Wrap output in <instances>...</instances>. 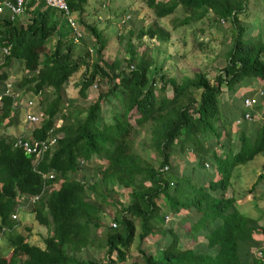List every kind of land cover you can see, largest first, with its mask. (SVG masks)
I'll return each mask as SVG.
<instances>
[{"label": "trees", "instance_id": "16d2710c", "mask_svg": "<svg viewBox=\"0 0 264 264\" xmlns=\"http://www.w3.org/2000/svg\"><path fill=\"white\" fill-rule=\"evenodd\" d=\"M66 2L73 12L84 0ZM147 5L157 19L180 7L185 14L182 25L202 21L209 14L214 23L231 26L230 50L213 80L203 72L180 79L167 77L160 69L150 76L155 59L139 49L145 47V38L162 44L170 41V32L158 23L140 27L126 39L118 36L125 56L108 62L104 59L107 40L94 24L83 25L93 40L92 48L76 54L75 40L55 9L30 4L26 21L24 16L14 21L0 19V49L7 48L0 63V93L13 63L21 64L23 75L18 83L12 82L14 90L22 95H45L41 120L27 139H45L51 131L61 132L56 145L37 162L34 155L14 148L13 138L0 136V229H5L11 249L8 259L0 257V264H103L82 257L94 245L93 232H103L105 264H125L135 238L140 246L149 239L155 241L157 225L163 227L158 255L151 254L147 245L146 250L140 248L144 264H264V245L259 239L264 238V228L255 231L248 226L254 221L236 205L245 195L230 191L233 169L264 155V120L244 124L237 132L239 146L234 151L229 139L231 121L234 125L246 112L252 117L257 106L245 109L242 98L237 116L219 108L223 91L234 93L247 79L264 82V31L253 37L239 19L248 11L249 0H147ZM54 36L56 43L49 54L34 51ZM77 42L86 48L83 38ZM81 68L78 98L86 100L95 83L98 89L105 82L106 89L99 88L85 109L76 106L71 111L75 102L67 98L65 87ZM263 97L264 92L258 98L264 101ZM107 103L114 105L110 123L102 117ZM38 110L34 106L33 111ZM15 111L12 98H2L0 131L12 124ZM59 121L61 127L56 129ZM139 130L148 135L143 145L158 154L157 167L135 149ZM223 130L226 145H222ZM208 136L215 137V149L210 147L213 142L204 140ZM188 151L194 154L187 160L190 167L183 168L188 174L178 176L173 159H185ZM94 159L99 162L92 165V176L79 179L77 175L85 172L83 165ZM210 159L215 172L204 167ZM49 173L54 179L44 180L42 174ZM254 185L261 186L259 194L264 193V172ZM121 195L125 205L116 200ZM109 205L120 207V214L115 212L112 217L115 228L104 220L112 210ZM159 209L162 216L157 215ZM24 210L47 229L43 248L30 244L31 226L17 231L16 214ZM169 214L171 221L164 222ZM258 250L261 258L255 254Z\"/></svg>", "mask_w": 264, "mask_h": 264}, {"label": "rangeland", "instance_id": "374dc122", "mask_svg": "<svg viewBox=\"0 0 264 264\" xmlns=\"http://www.w3.org/2000/svg\"><path fill=\"white\" fill-rule=\"evenodd\" d=\"M158 1L164 3L168 0ZM73 14L75 20L82 28L84 35L83 39L86 45V48H84V46L82 47L79 42L75 41L78 47V49L76 50V54L79 53L82 49L84 50L92 48L91 44L93 40L89 36L83 25L84 23L94 24L107 40V47L104 51V59L108 62H112L115 58L118 60H122L125 56L122 48V41L118 40V36L125 37L126 39L128 33H136L140 27H147L152 23H158V25L167 29L170 32V41L168 43H157L155 41H149L145 38V47H143V49H139V51L145 50L155 59V64L150 69V76H152V74L160 69L159 72H161L163 75H166L167 77L176 76L177 79H180L182 76H192L195 72H203L209 77L210 80H213L214 76L218 73V70H220L223 66V61L229 53L230 45L234 36L233 30L228 23H223L222 21L214 23L211 15L209 14L202 21L192 22L189 25H182V20L184 19L185 14L180 7H178L173 14L162 19H157L152 9L148 7L147 0H84L83 3H79L76 8L73 9ZM125 15H129L130 19L125 26H120V19ZM23 18L24 21H26V14ZM239 19L242 24L248 28L247 32L251 36L256 37L258 33H262V30L264 31V0H249L248 11L244 15H241ZM249 34L247 36H249ZM70 37L72 38L71 34ZM56 39V36L51 37L42 47L34 49V51L40 52L42 54H49L52 51L54 44L56 43ZM91 55L94 56V53H91ZM2 57L3 54L0 50V63L2 62ZM9 71L11 75L9 77V81L18 83L23 75L22 65L14 62L12 68H10ZM82 72L83 68H81L69 79L65 87L67 98L70 100H74L75 102L74 106L72 108L70 107L71 111L74 110L73 108H75L76 106L77 108L85 109L93 101L99 88L103 91L106 89V83L103 82L100 84L98 89H92L88 93L86 100L78 98V90L76 84L78 83ZM156 87H160L159 81H157ZM248 89H251L250 92H248ZM258 90H260V92H264V82L257 78L247 79L240 84V87L234 93L223 91L221 97H219V108L224 113H233L234 116H237L236 114H240L242 111V98L246 94H250ZM43 96L45 95H41L40 97H38L33 96L31 93H28L26 95L21 94V98L18 100V104L22 105L23 103L25 104L27 101L32 100L34 106L39 108L37 112L40 113L43 110V105L41 104ZM49 98H51L50 95ZM122 98L123 96L121 95L119 96V99H117V102L119 104H121L120 101H122ZM113 108L114 105L112 103L103 105L102 117L104 122H113ZM257 108L259 109L258 112L252 115V121L248 123L261 124V122L264 120V101L259 98ZM17 111H19V115L16 116L13 120L17 121V119L19 118L21 122H17V126H15L14 128L12 127L13 130L10 131L6 130L7 127L1 128V131H3L4 129L6 130L5 132H10V135L0 131V136L12 138L13 136L17 137L20 136L19 134H23L21 126L23 125L22 122L25 118L24 116L26 112L23 108L17 109ZM31 111H33V109H31ZM83 115L84 114H82V117ZM131 122L133 123V120H131ZM245 123L239 125L237 122H234L233 125L231 121V127L229 129V139L232 140L230 142V147L234 151H236V148L239 146L237 140V132L239 130L242 131ZM33 126L34 125L27 126V135L30 136ZM243 130H245V127ZM222 132L224 135L222 145H226L229 143L228 138L225 135V131L223 130L221 131V133ZM204 140H210V142L208 143L210 144L212 142L214 143L216 139L215 137L208 136L207 138H204ZM147 142L148 135L143 130H139L134 138V145L136 147L135 149H137V152L143 158L147 159L149 162L153 163L155 167H157L159 164L158 154L155 152V150L143 145L147 144ZM215 146L216 145L214 143L210 147L211 149H215ZM216 150H218L219 152H223V149H219V147H217ZM176 151H178V149H176ZM175 154H177V152L174 153L173 156H175ZM193 155L190 151H188L185 155V159L183 160H179V156H175L177 160L173 159L172 166L173 168L178 167L175 171L178 176L182 173L184 175L188 174V172L186 171L183 172V168L184 166L190 167L187 160H191ZM98 162L99 161L97 159H94L92 164L87 163L83 165L85 168V172L83 173V171H81L77 175V177L79 179H82L85 176H92V165H95ZM211 167L208 170H212ZM164 172H169L168 168ZM263 172L264 155H258L253 159V161L245 165L235 167L230 178V190H232V192H235V195H245L244 199L240 200L242 203L244 202V206H239L238 211L248 218L252 219L253 221L254 219L259 218L258 211L264 209V193L259 194V188L258 191H255L257 190V188H255L254 191H251L253 190L252 186L256 183L258 176ZM54 186L55 185H53L52 187L54 188ZM254 192L255 194H253ZM116 200L121 204H126L125 196L121 195ZM257 200L263 201L262 203H258ZM106 202L109 203L110 200L107 199ZM108 207L111 208L110 205ZM258 208H260V210ZM111 209V212L109 211L110 214L107 213L108 215L104 216V220L109 228H113L112 224L116 223L115 221H112L114 213L117 212L120 214V207L116 209H114L113 207ZM24 211H20L18 214H16L17 220L20 224L17 228V231L21 232L24 230L25 226H31L32 231L29 237L30 244L38 245L43 248L42 239L47 236V229L40 226L34 220V216L31 213L26 210ZM159 212L157 214L158 216H162L164 214L163 210L161 209H159ZM261 214H264V211L261 212ZM167 216V222H170L173 216H171L170 214ZM262 218L264 220V215L262 216ZM136 222L138 225L137 232H139V221L137 220ZM248 226L256 231L258 228H264V222L254 221L251 222ZM153 232L157 236L154 237L155 241L149 239L143 242L141 246L137 238H135L132 246L128 250L129 255L125 264H144L143 258L140 254V248L146 250L149 246V251H152L150 253L158 255L157 241L159 244V236H161V234L163 233V227H161L160 225L158 227L157 225V227L154 228ZM93 237L95 240L93 247L90 250H85L82 254V257H93L105 264L103 232L97 234L93 232ZM259 239L264 245V238L260 236ZM145 245H147V247H145ZM10 253L11 249L8 245L7 235L3 233L1 234L0 232V257L8 259Z\"/></svg>", "mask_w": 264, "mask_h": 264}, {"label": "built area", "instance_id": "2783aa9c", "mask_svg": "<svg viewBox=\"0 0 264 264\" xmlns=\"http://www.w3.org/2000/svg\"><path fill=\"white\" fill-rule=\"evenodd\" d=\"M30 4H41L44 8H52L59 11L64 19L65 24L68 26L73 38L75 41H78L83 38V31L81 26L75 20L74 14L70 11L66 0H0V19L1 20H8L14 21L15 19L22 17L26 14L27 8ZM130 19L129 15H125L123 18L120 19L119 25L125 26ZM2 54L7 53V48H2ZM130 69H133L131 66ZM97 83L92 86V89H97ZM262 95V92L258 93L257 97H249L243 100V106L247 110H253L258 104V97ZM10 97L13 100V105L16 109L21 108L25 109V122L31 125H36L40 122L41 116L39 112L30 111L34 107V103L32 100L27 101L25 104L22 105L18 104V100L21 98V94L17 93L14 90L13 83L10 81H6L4 83L3 92L0 93V105L2 98ZM252 119L249 112H246L243 115V121H250ZM237 123H240L239 121ZM61 127V121H59L56 125V129ZM61 137V132L55 134L54 131H51L49 136L45 139H36L34 141H29L25 136H19L13 138L12 145L14 148H20L24 150L26 154L34 155L35 162L40 161L44 155L54 146L56 145L57 140ZM207 167V165H206ZM167 170V167L163 168V171ZM42 178L44 180H53L54 174H42ZM38 197L30 198L29 202L33 203ZM16 216H13L15 218ZM168 220V217H165V221ZM112 227L115 228L116 225L112 224ZM4 228L0 229L1 234L4 232ZM257 256L261 257L262 253L257 252Z\"/></svg>", "mask_w": 264, "mask_h": 264}, {"label": "crops", "instance_id": "0c3cea01", "mask_svg": "<svg viewBox=\"0 0 264 264\" xmlns=\"http://www.w3.org/2000/svg\"><path fill=\"white\" fill-rule=\"evenodd\" d=\"M46 43V42H45ZM249 86H251V85H249ZM250 90L251 89H248V92H250ZM260 92V90H258V91H254V92H252V93H248V94H246L244 97H243V99L244 98H247V97H257V95H258V93ZM263 92V91H262ZM22 106H24V105H22ZM22 106H20V108L19 109H21V107ZM258 108H256L255 110H254V112H253V114L252 115H254V113H257L258 112ZM31 111V110H30ZM243 112H244V110H243ZM19 111H15V114H13V118H12V125L11 126H9V127H7V129L6 130H13L12 129V127L14 128L15 126H17V124L19 123V122H21V120L18 118L17 119V121H15V120H13V119H15V117L16 116H18L19 114ZM237 120H241V118H238ZM236 120V121H237ZM18 122V123H17ZM23 125L21 126L22 127V130H23V134H19L20 136H25V137H27V136H29V135H27V126L28 125H31V124H28L27 122H25V119L23 120ZM11 128V129H10ZM6 130H4L3 129V131H1V132H5ZM21 130V131H22ZM5 133H7V132H5ZM7 134H9L10 135V132L9 133H7ZM17 137H19V136H17ZM8 138H11V137H8ZM12 138H16L15 136H13ZM207 164H209V167H208V169L211 167V165H212V171H214V168H215V166H214V164H215V162L212 160V159H210L208 162H206ZM207 169V170H208ZM215 172V171H214ZM254 187L255 188H257V190L256 191H258V188H259V192H262V190H261V186L260 185H258V186H255L254 184H253V186H252V188L254 189ZM230 191H232V190H230ZM253 194H255V192L253 193ZM259 197V196H258ZM263 201V200H262ZM262 201L261 200H257V202L258 203H262ZM257 202H255V203H257ZM236 205H237V209H238V207L240 206V207H242V206H244V202L242 203L240 200H237V202H236ZM260 207V206H259ZM259 210H260V208H258ZM264 211V209H262V210H260V211H258V219H254V221L255 222H264V220H263V218H262V216L264 215V214H261V212H263Z\"/></svg>", "mask_w": 264, "mask_h": 264}, {"label": "clouds", "instance_id": "9594fccd", "mask_svg": "<svg viewBox=\"0 0 264 264\" xmlns=\"http://www.w3.org/2000/svg\"><path fill=\"white\" fill-rule=\"evenodd\" d=\"M71 35H72V34H71ZM83 38H84V36H83ZM0 50H2V49H0ZM2 58H3V57H2ZM7 81H9V80H7ZM242 119H243V117H241V120H237V121H235V122H238V121H239L240 123H238V124L240 125V124H243V123H245V122H251V121H252V119H251L250 121H243ZM206 165H207V167H206ZM204 167H205V169H208L209 164L205 163V164H204ZM165 217H168V216H165ZM165 217H164V222H167V221H165ZM115 225H116V224H115ZM257 252H261V250L256 251V253H255L256 256H257ZM257 257H258V256H257ZM261 257H262V256H261ZM261 257H259V258H261Z\"/></svg>", "mask_w": 264, "mask_h": 264}]
</instances>
